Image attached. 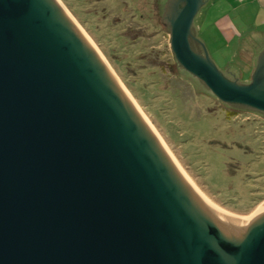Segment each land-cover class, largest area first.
<instances>
[{
  "label": "water",
  "instance_id": "1",
  "mask_svg": "<svg viewBox=\"0 0 264 264\" xmlns=\"http://www.w3.org/2000/svg\"><path fill=\"white\" fill-rule=\"evenodd\" d=\"M204 5L165 4L178 63L264 113V51L228 78L193 34ZM0 264H264V203L208 201L57 0H0Z\"/></svg>",
  "mask_w": 264,
  "mask_h": 264
},
{
  "label": "rangeland",
  "instance_id": "2",
  "mask_svg": "<svg viewBox=\"0 0 264 264\" xmlns=\"http://www.w3.org/2000/svg\"><path fill=\"white\" fill-rule=\"evenodd\" d=\"M59 1L215 205L253 212L264 203V115L247 109L230 115L236 107L224 105L180 74L158 0ZM211 4L198 11L193 31L220 71L238 80L234 70L247 68L241 60L250 53L240 52L239 42L229 43L216 30L218 12Z\"/></svg>",
  "mask_w": 264,
  "mask_h": 264
},
{
  "label": "crops",
  "instance_id": "3",
  "mask_svg": "<svg viewBox=\"0 0 264 264\" xmlns=\"http://www.w3.org/2000/svg\"><path fill=\"white\" fill-rule=\"evenodd\" d=\"M208 3L218 12L213 25L220 35L229 43L239 42L240 52L250 53L241 60L247 68L234 70L238 80L249 83L264 51V0H205Z\"/></svg>",
  "mask_w": 264,
  "mask_h": 264
},
{
  "label": "bare ground",
  "instance_id": "4",
  "mask_svg": "<svg viewBox=\"0 0 264 264\" xmlns=\"http://www.w3.org/2000/svg\"><path fill=\"white\" fill-rule=\"evenodd\" d=\"M57 2L60 4V6L62 7L63 11L65 12V14L67 15V17L69 18V20L79 29V31L82 33V35L87 39V41L89 42V44L91 45V47L98 53V55L100 56V58L102 59V61L106 64L111 76L117 81L116 77H115V73L112 70L111 66H109L108 62L105 60V57L102 56V54L98 51V49H96V46L94 44V42L90 39V37L86 34V32H84V30L82 29V27L79 26L78 22H76V19H74L71 14L66 10V8L64 7L63 3L60 2L59 0H57ZM120 82V81H119ZM121 87L124 91V93L126 94V96L129 98V100L132 102V104L134 105V107L137 109V111L141 114V116L143 117V119L147 122V124L153 129V131L155 132V134L159 137V139L165 144V146L167 147V149L169 150L171 156L173 157V159L175 160V162L178 164V166L181 168V170L185 173V175L188 177V179L192 182V184L197 188V190L211 203H213L206 195L205 193H203L198 186L193 182V180L189 177V175L185 172V170L183 169V167L180 165V163L176 160V158L172 155L170 149L168 148L167 144L164 142V140L162 139V137L159 135L158 131L156 130L155 126L151 123V121L149 120V118L145 115V113L143 112V110L141 109L140 106H138V104L136 103V101L134 100V98L132 97V95L128 92V90L124 87V85L120 82ZM214 204V203H213ZM215 205V204H214ZM217 206V205H216ZM218 207V206H217Z\"/></svg>",
  "mask_w": 264,
  "mask_h": 264
},
{
  "label": "flooded vegetation",
  "instance_id": "5",
  "mask_svg": "<svg viewBox=\"0 0 264 264\" xmlns=\"http://www.w3.org/2000/svg\"><path fill=\"white\" fill-rule=\"evenodd\" d=\"M160 3V0H158V2H157V9L158 10H162V13H161V11L159 12V15L161 14V19H162V24L165 26V24H164V12H165V4L164 5H161V4H159ZM158 13V12H157ZM140 18L141 19H143L144 18V15L143 14H141L140 13ZM127 28H129L128 30H131V26H129V27H127ZM138 29H140V27L138 28ZM138 29H135L136 31H139ZM169 29V28H168ZM141 30V29H140ZM170 33V32H169ZM193 34L195 35V32L193 31ZM138 38V37H137ZM195 44H199V46H200V49H201V53L203 54L204 53V47L202 46V44L200 43V42H198V41H196V40H191V45H192V48L194 49V51L195 52H198L197 50H195ZM202 46V47H201ZM203 49V50H202ZM174 54V53H173ZM174 57H175V55H174ZM175 59V62L177 63V65H178V67L179 68H181L182 69V71H184V72H186V74H188L189 76H190V78L192 79V80H194L195 81V79H197L198 81H200V82H202L201 80H199L196 76H194V75H192L191 73H189L188 71H186L183 67H181L180 66V64L178 63V61H177V59H176V57L174 58ZM228 74H230V73H228ZM196 82V81H195ZM203 83V82H202ZM204 84V83H203ZM204 86H205V90H206V85L204 84ZM208 89V88H207ZM209 90V89H208ZM210 91V90H209ZM211 92V91H210ZM211 94H213L212 92H211ZM214 95V94H213ZM215 96V95H214ZM222 102V101H221ZM224 105H226V106H233V107H236V109H235V111H236V114L235 115H237L238 113H239V111H243V110H245V109H247V110H249V111H253V112H256V113H259V114H263L264 115V113H261V112H258V111H255V110H252V109H248V108H245V107H243V106H236V105H230V104H227V103H224V102H222ZM241 113V112H240Z\"/></svg>",
  "mask_w": 264,
  "mask_h": 264
},
{
  "label": "trees",
  "instance_id": "6",
  "mask_svg": "<svg viewBox=\"0 0 264 264\" xmlns=\"http://www.w3.org/2000/svg\"><path fill=\"white\" fill-rule=\"evenodd\" d=\"M163 0H160V2H161V5H164L165 4V2H167L166 0H164L163 2H162ZM160 11H161V13H162V10L160 9ZM230 70L231 69H229V72H230ZM236 113V111H231V114L230 115H234Z\"/></svg>",
  "mask_w": 264,
  "mask_h": 264
}]
</instances>
